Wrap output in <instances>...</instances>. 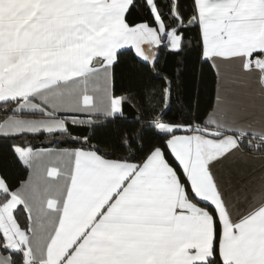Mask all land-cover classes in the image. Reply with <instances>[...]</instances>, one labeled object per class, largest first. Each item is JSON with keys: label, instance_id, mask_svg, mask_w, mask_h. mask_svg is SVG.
<instances>
[{"label": "snow or ice", "instance_id": "1", "mask_svg": "<svg viewBox=\"0 0 264 264\" xmlns=\"http://www.w3.org/2000/svg\"><path fill=\"white\" fill-rule=\"evenodd\" d=\"M165 8L0 0V139L27 169L18 184L0 176V264H264V207L231 219L214 179L236 139L163 119L168 77L159 90L129 88L123 98L110 87L122 58L152 67L162 46L179 56L193 28L202 56L243 55L264 68L248 59L264 52V0ZM128 101L140 116L111 129L126 121ZM40 135L53 146L11 143Z\"/></svg>", "mask_w": 264, "mask_h": 264}, {"label": "crops", "instance_id": "2", "mask_svg": "<svg viewBox=\"0 0 264 264\" xmlns=\"http://www.w3.org/2000/svg\"><path fill=\"white\" fill-rule=\"evenodd\" d=\"M204 58L211 62L217 84L203 128L237 141L236 147L224 153L228 168L214 179L227 215L238 221L264 207V153L252 152L241 142L243 134L264 137V68L249 64L243 55ZM248 59H264V52L257 51ZM110 87L112 91V84ZM101 98L102 93H97L96 99ZM131 121L126 119L125 128L132 126L127 123ZM45 166H55V162L46 161Z\"/></svg>", "mask_w": 264, "mask_h": 264}, {"label": "trees", "instance_id": "3", "mask_svg": "<svg viewBox=\"0 0 264 264\" xmlns=\"http://www.w3.org/2000/svg\"><path fill=\"white\" fill-rule=\"evenodd\" d=\"M182 7H190L191 0H179ZM168 0H159L160 7L166 11L165 5ZM197 29L193 28L189 33L191 47L176 56L170 53L166 47H161L159 59L155 66L150 67V60L147 62H134L130 57L122 58L121 63L113 72L112 93L115 96L124 97L123 91L134 88L138 93H143L147 89L155 88L159 90L164 84V77H168L173 83L172 98L167 101L161 113L165 120L175 122H192L204 127L208 113L212 110L215 100L217 75L211 62L201 54V43L196 39ZM138 55V54H137ZM180 70V79L175 82L177 69ZM139 95L136 96L138 100ZM123 111L126 119H136L140 116V110L136 108L133 101L123 103ZM5 114L0 110V118ZM123 127L125 121L111 125V129ZM74 131H77L74 129ZM97 134L103 138L105 129H97ZM51 137L47 136H24L19 137L11 143L30 142L35 147H50L48 142ZM254 142L250 146V142ZM96 141H94L95 143ZM241 142L246 148L255 153H264V137L255 134L241 135ZM69 145L61 144L60 147ZM19 181L27 178V169L11 153V149L4 147V142L0 139V176L5 175ZM22 209V206H21ZM27 217L21 216L20 221L25 224Z\"/></svg>", "mask_w": 264, "mask_h": 264}, {"label": "built area", "instance_id": "4", "mask_svg": "<svg viewBox=\"0 0 264 264\" xmlns=\"http://www.w3.org/2000/svg\"><path fill=\"white\" fill-rule=\"evenodd\" d=\"M253 145H254V142L251 141V142H250V146H253Z\"/></svg>", "mask_w": 264, "mask_h": 264}, {"label": "water", "instance_id": "5", "mask_svg": "<svg viewBox=\"0 0 264 264\" xmlns=\"http://www.w3.org/2000/svg\"><path fill=\"white\" fill-rule=\"evenodd\" d=\"M150 62L152 63V61L150 60Z\"/></svg>", "mask_w": 264, "mask_h": 264}]
</instances>
